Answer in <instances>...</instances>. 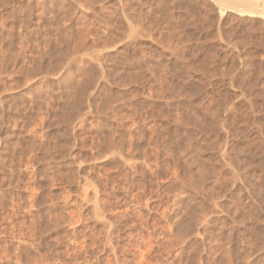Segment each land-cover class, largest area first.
Returning a JSON list of instances; mask_svg holds the SVG:
<instances>
[{
  "label": "rangeland",
  "instance_id": "1",
  "mask_svg": "<svg viewBox=\"0 0 264 264\" xmlns=\"http://www.w3.org/2000/svg\"><path fill=\"white\" fill-rule=\"evenodd\" d=\"M223 1L0 0V264H264V0Z\"/></svg>",
  "mask_w": 264,
  "mask_h": 264
},
{
  "label": "bare ground",
  "instance_id": "2",
  "mask_svg": "<svg viewBox=\"0 0 264 264\" xmlns=\"http://www.w3.org/2000/svg\"><path fill=\"white\" fill-rule=\"evenodd\" d=\"M223 1V0H222ZM236 1H238V2H240V4L242 3V4H244V6L247 4V2H249V1H251V0H226V3H227V5L229 4V2H236ZM254 1V0H253ZM223 2H225V0L223 1ZM226 3H225V5H226ZM229 4V5H231V6H229V7H233L232 5L233 4ZM241 4V5H242ZM251 5H252V2H251ZM250 9H252V8H250ZM127 41V40H126ZM121 44V43H120ZM122 44H123V42H122ZM115 45H113L112 47H114ZM123 46H124V44H123ZM122 46V47H123ZM122 52V51H121ZM118 53H120V52H118ZM79 54V53H78ZM88 54H90V53H88ZM97 54V53H96ZM98 55V54H97ZM80 57V56H79ZM82 58V57H81ZM92 60V59H91ZM98 70V69H97ZM99 74V73H98ZM104 74V73H103ZM103 77V76H102ZM104 79V78H103ZM100 80H102V79H100ZM102 82V81H101ZM93 89V88H92ZM91 98V97H90ZM90 100V99H89ZM86 113V112H85ZM84 114V113H83ZM82 119V118H81ZM75 121V120H74ZM97 208V207H96ZM96 210V209H95Z\"/></svg>",
  "mask_w": 264,
  "mask_h": 264
}]
</instances>
